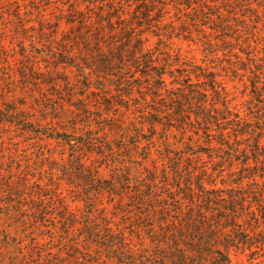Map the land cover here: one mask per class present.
<instances>
[{
  "label": "rangeland",
  "instance_id": "374dc122",
  "mask_svg": "<svg viewBox=\"0 0 264 264\" xmlns=\"http://www.w3.org/2000/svg\"><path fill=\"white\" fill-rule=\"evenodd\" d=\"M126 1L128 0L120 3ZM252 1L251 5L256 9L254 12L241 9L237 2L234 6L237 7L236 12L241 20L247 18L248 26L241 20L238 21L239 18L233 21L228 19L231 28L226 33H221L210 30L207 26L206 28L200 26L197 29L188 26L187 23L192 24L190 18H187L191 9L187 10L182 6L183 9L175 10L177 7L175 0H169L165 19L171 28H177L175 31L177 37L155 29L145 33L146 45L150 49L159 48L162 54H166L163 57L167 59L170 57V62H162L164 65L168 64L167 68L172 74L171 79L167 77L168 83H183L188 77L192 81L191 84H197L213 78L224 90L231 110L249 122H254L264 115V10L258 7L261 0ZM89 2L90 0H0V249L3 250L0 253V264H89L87 262L94 261L99 264H114L109 262L110 260L107 261L103 254V258H99L95 253L85 251L95 248L87 243L81 231V225L87 223L95 224L94 230L112 226L120 238L126 239L128 247L122 252L131 259L125 261L126 264H146L144 256L147 261H151L148 258L153 244L148 230L137 228L131 217L117 214L113 205H110L111 201L107 195L102 199L101 206H94L99 210L95 211L90 219L88 207L84 204L86 201L84 194L89 190L79 186L71 173L72 167H76L80 159L86 164L85 168H88L86 170H92L100 179H112L113 173L117 172L115 165L119 161L116 158H120L116 157V154L109 156V160H101L95 153H88L84 149V154L79 156L82 150L65 142L69 136L77 139L74 135H87L91 128L99 146L116 138L114 132L111 134L107 129L103 130L104 127L101 125L110 124V120L98 119L100 110L106 108L101 103L105 100L113 102L112 105L117 108L115 114L124 118L122 122L139 127L140 124L147 122L141 117L140 107L147 104L144 106L147 107V112H152L153 108H156L152 99L148 98V102L141 99L140 96L144 98L145 93H133L128 97L123 92L109 91L114 97L109 96L105 100L102 98L99 103L94 100L90 102L95 112L92 119L100 120L97 121L98 125L94 123L90 128L84 126L83 122H86L84 115L77 112V107L80 106L79 98L81 99V95L84 94L81 89L83 77L78 73V69L60 65L56 49L58 44L62 45L64 39L70 38V33L74 32L73 26L67 23L71 17L72 4H77L80 10L87 12L91 9ZM108 8L109 5L102 12L106 13ZM133 8H120V12L122 16L128 18L133 13ZM95 11L101 12L98 9ZM257 14L260 18L256 19ZM241 15L245 18L243 19ZM90 17L93 24L98 23L96 17ZM182 23L186 26L179 27ZM215 23L203 22L204 25H212V28ZM201 31L204 32V36L199 33ZM66 45L64 43L63 47ZM68 45L70 48L71 44ZM167 52L170 55H167ZM75 63L84 66V62ZM28 68L38 70L40 74L48 76L50 81L56 80V88H53V83L46 84L41 81L32 83L23 79V73L29 76ZM141 72L142 70H139V73L133 75L129 73L127 76L131 80L137 77L139 85L142 83L141 85L147 86L144 79L140 78ZM256 78L260 82L257 92L252 87ZM64 81L73 86L75 97H68ZM94 85L97 87L102 83ZM164 95L167 96L166 93ZM162 110L166 115L172 114L168 107ZM112 114L110 115L113 116ZM166 115L163 123L167 127ZM142 127L145 139L154 136L152 143L147 144L144 141L137 150L130 144L136 140L127 139V142H124L126 152L115 149L117 154L125 156L133 182L136 184L135 190L148 187L149 174L155 173L156 169L159 170L156 171L159 183L160 179L166 180L163 172L165 169L172 181V170L177 166L184 170L187 164L198 165L200 164L198 162L210 161L206 160V157L196 158L187 155L201 151L209 152L207 147L200 145L206 146L209 139L201 140L198 144L201 147L198 148L190 143L193 140L190 136L192 134L185 133L179 128L177 130L172 128L171 131L168 128L170 126L167 129L158 127L154 134L149 129L150 124L146 123ZM130 129L136 130V127ZM105 133L108 134L107 137ZM59 137L63 140L58 139ZM95 147L97 149V146ZM151 147L152 157L147 151ZM110 148L111 146H107V149ZM131 155L135 159H129ZM66 170L68 173H65ZM184 174L183 171L182 175ZM224 177V181L228 183L226 175ZM216 186L223 188L220 179L217 180ZM161 188V192H168L166 187ZM38 198L44 200L42 207L47 210L44 212L45 215H41L42 220L38 219L40 214L32 209L35 205L40 208L42 203L36 201ZM48 203L50 205H47ZM62 203L69 207V215L78 218V224L74 228L80 229L77 234L72 231L67 235L61 229L64 221L60 218L63 215L58 212H61ZM163 203L168 205L167 202ZM173 211H170L171 215L177 216ZM97 236L94 239L90 238V242L94 240V244L96 242L101 244L99 239L107 237L103 233H98ZM76 243L81 246L77 249L79 254L74 251L77 248ZM131 251L137 254H132ZM256 251L252 255L249 251L234 254L232 264L259 262L264 264V255ZM96 253L100 254V251Z\"/></svg>",
  "mask_w": 264,
  "mask_h": 264
},
{
  "label": "trees",
  "instance_id": "16d2710c",
  "mask_svg": "<svg viewBox=\"0 0 264 264\" xmlns=\"http://www.w3.org/2000/svg\"><path fill=\"white\" fill-rule=\"evenodd\" d=\"M168 1L128 0L122 4L120 2L123 0H90L91 9L87 12L80 10L77 4H72L71 17L68 18L67 23L73 26L74 32L70 33V38L64 39V43L71 44V47L67 45L63 47L64 43L58 44L56 49L58 62L60 65L78 69V73L83 77L81 89L84 94L81 95V99L79 98L80 106L77 107V112L79 115H84L86 121L83 122L84 126L90 128L94 123L98 125L97 121L110 120V124L101 125L104 127L103 130H108L111 134L114 132L116 138L99 146L91 128L92 132L88 131L87 135H74L77 139L69 136L65 142L76 145L82 150L79 156L84 154L83 150L86 149L84 151L95 153L101 160H109L108 157L115 154L120 158H116L119 161L115 165L117 172H114L112 179L108 180L100 179L92 170L87 171L86 164L80 159L76 167H72L73 180L82 188L89 190L84 194L86 197L84 204L88 207L87 213L90 219L94 212L99 210L94 206H101L102 199L107 195L111 201L110 205H113L117 214L131 217L137 228L148 230L153 247L148 258L151 261H147L146 256L143 258L146 264H232L234 254L249 251L252 255L257 250L256 252L264 255V115L254 122L240 118L238 113L231 110L224 90L213 78L197 84H191L192 81L188 77L183 83H168L167 77L171 79L172 74L167 68L168 64L164 65L162 62H170V57L168 59L163 57L166 54H162L159 48L150 49L146 45L145 37V33L154 29L177 37L175 34L177 28H171L165 19L168 13L166 8ZM218 1L220 3H217ZM261 1L258 7L264 10V0ZM236 2L241 9L256 11L251 5L252 0H175L177 5L175 10L184 7L187 10L191 9L187 18H190L192 24L187 23V25H191L194 29L207 26L210 30L226 33L231 28L228 19L233 21L239 18L237 7L234 8ZM107 5H109L108 11L102 12ZM120 8H133V13L125 18ZM96 9L101 12L96 13ZM89 15L96 17L98 23L93 24ZM241 17L245 18L242 15ZM255 17L260 18L258 14ZM246 19L239 18L238 21L241 20L248 26ZM205 21L216 23L212 28L210 24L204 25ZM253 21L255 23L254 19ZM185 26V23L179 25V27ZM199 33L204 36L203 31ZM158 44L163 43L158 42ZM167 55L170 53L167 52ZM75 62H84V66ZM28 69L29 76L23 73V79L32 83L38 81L53 83V88H56V80L50 81L48 76L40 74L38 70ZM139 70H142L140 78L144 79L147 86L141 85L142 83L139 85L137 77L131 80L127 76L129 73L137 74ZM256 79L252 83L255 92L258 91L260 83L259 79ZM64 82L68 97H75L73 86ZM100 83L101 86L94 85ZM109 91L123 92L128 97L133 93H145L144 98L140 96L141 99L144 102H148V98L152 99L156 106L152 112L146 111L147 107L144 106L147 104L140 107L141 117L150 124V131L155 134L158 127L167 129L170 126L168 128L171 131L172 128L176 130L179 128L185 133H191L190 136L193 138L191 145L198 148L207 147L209 152L201 151L187 155L196 158L206 157V160H210L209 163L202 161L198 162L200 163L198 165L187 164L184 170L177 166L172 170V181L165 169L163 172L166 180L160 179L159 183H157L159 178L156 176V171L159 170L156 169L155 173L149 174L148 187L135 190L136 184L133 182L125 156L117 154L115 149L126 152L124 142L133 139L136 141L130 144L138 150L144 141L147 144L152 143L154 136L144 138L142 126L146 123L140 124L139 127L122 122L124 118L115 114L117 108L112 105L113 102L105 100L112 94ZM102 98L105 102L101 105H105L106 108L100 110L101 114L98 113L100 120L92 119L95 112L90 102L94 100L99 103ZM164 107L172 110V114L166 115L162 110L165 109ZM111 113L113 116L110 115ZM104 115L106 117H103ZM165 115L167 127L163 123ZM131 127H136V130L131 131ZM107 136L108 134L105 133V137ZM58 139L63 140L62 137ZM208 139V142L205 141L206 146L200 144L201 140ZM107 146L111 148L107 149ZM152 150V147L147 150L151 157ZM132 155L129 159L133 158ZM183 171L184 175H182ZM65 173H68L67 170ZM224 175L228 183L224 181ZM218 179L222 181L223 188L216 186ZM161 187H166L168 192H161ZM36 201L42 204L40 208L35 205L32 209L40 214L38 219L42 220L41 215H45L44 212L47 211L42 207L44 200L38 198ZM163 202H167L168 205H164ZM60 206L61 212L58 213L63 215L60 218L64 221L61 226L63 233L68 235L75 231L77 234L80 229L74 230V228L78 224V218L69 215L70 209L67 205L62 203ZM171 210H174L177 216H172ZM94 227L96 225L92 223L81 225L87 243L95 247L94 250L85 251L95 253L99 258L104 255L107 261L110 260L109 262L114 264H126L125 261H131L123 254L128 247L126 239L120 238L119 234L113 231L112 226H109L111 229L107 228L109 230L101 228L94 230ZM98 233L106 234L107 237L99 239L101 244L97 242L94 244V240L90 242V238H97ZM75 246L77 248L74 251L79 254L77 249L81 246L78 243ZM98 250L101 255L96 253ZM2 251L0 249V253ZM131 253L137 254L133 251ZM87 263L99 264L96 261Z\"/></svg>",
  "mask_w": 264,
  "mask_h": 264
}]
</instances>
